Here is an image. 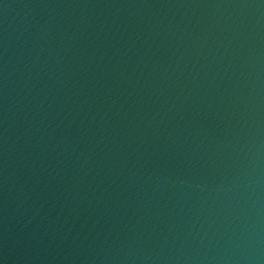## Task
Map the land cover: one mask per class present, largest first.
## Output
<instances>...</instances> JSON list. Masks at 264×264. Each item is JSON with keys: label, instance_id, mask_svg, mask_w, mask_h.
Wrapping results in <instances>:
<instances>
[{"label": "water", "instance_id": "obj_1", "mask_svg": "<svg viewBox=\"0 0 264 264\" xmlns=\"http://www.w3.org/2000/svg\"><path fill=\"white\" fill-rule=\"evenodd\" d=\"M0 264H264V0H0Z\"/></svg>", "mask_w": 264, "mask_h": 264}]
</instances>
